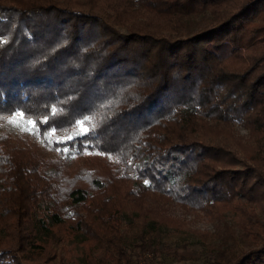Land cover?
I'll return each instance as SVG.
<instances>
[{
    "label": "trees",
    "instance_id": "16d2710c",
    "mask_svg": "<svg viewBox=\"0 0 264 264\" xmlns=\"http://www.w3.org/2000/svg\"><path fill=\"white\" fill-rule=\"evenodd\" d=\"M149 200L229 210L255 246L211 264H264V0H0V264H142Z\"/></svg>",
    "mask_w": 264,
    "mask_h": 264
},
{
    "label": "rangeland",
    "instance_id": "374dc122",
    "mask_svg": "<svg viewBox=\"0 0 264 264\" xmlns=\"http://www.w3.org/2000/svg\"><path fill=\"white\" fill-rule=\"evenodd\" d=\"M199 26L206 24L199 17L196 18ZM197 25V27H199ZM31 124V123H30ZM17 127L29 129V124L22 123ZM235 129L243 134L245 131L235 123ZM256 219L264 225V204L261 202L250 203ZM145 209L166 213L174 218L170 224L161 225L158 223L142 222V242L146 243L149 251L142 253L140 263L142 264H211L214 254L219 247L223 246V239L226 243L234 244L237 252H243L255 246L252 236H243L238 220L229 210L222 212L221 218H209L199 211L190 208H181L172 204L149 200L144 205ZM132 234L136 227H130ZM132 240L130 250L134 257L140 249L138 243ZM87 249L79 242V239L72 238L65 244V260L68 264H85ZM97 257H103L97 254ZM137 260V259H135ZM100 264H119L112 256L102 258Z\"/></svg>",
    "mask_w": 264,
    "mask_h": 264
},
{
    "label": "snow or ice",
    "instance_id": "6c2138e0",
    "mask_svg": "<svg viewBox=\"0 0 264 264\" xmlns=\"http://www.w3.org/2000/svg\"><path fill=\"white\" fill-rule=\"evenodd\" d=\"M56 110L55 109H53V112H55ZM17 115H21L20 113H17ZM13 121H14V118H13ZM29 123H32V121H29ZM146 183H147V181H146Z\"/></svg>",
    "mask_w": 264,
    "mask_h": 264
}]
</instances>
